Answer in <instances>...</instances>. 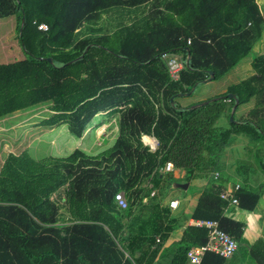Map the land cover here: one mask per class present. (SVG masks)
<instances>
[{
    "label": "trees",
    "instance_id": "1",
    "mask_svg": "<svg viewBox=\"0 0 264 264\" xmlns=\"http://www.w3.org/2000/svg\"><path fill=\"white\" fill-rule=\"evenodd\" d=\"M11 16L27 58L0 65V123L39 109L48 113L42 127L65 126L82 147L95 119L114 112L118 131L114 145L96 154L78 148L40 161L28 154L5 157L0 264H139L133 253L138 231L137 241L147 251L156 246L154 253L162 250L157 237L166 241L180 232L170 264H190L188 252L206 245L209 232L189 226L190 216L174 215L160 199V189L175 182L172 172H163L169 162L186 172V182L208 180L191 218L218 221L244 245L245 225L225 213L229 202L221 194L230 183L227 152L238 137L264 143V55L252 60L253 75L209 104L192 109L207 100L181 101L210 72L215 80L224 77L257 47L264 11L256 0H0V20ZM40 24L48 31H39ZM164 55L180 58L177 79ZM230 94L239 101L233 121L240 107L254 104L236 123L229 121ZM144 137L155 139L157 148ZM262 151L253 161L264 174ZM243 167L239 190L230 192L239 210L253 212L264 184L250 180ZM119 192L126 210L115 201ZM124 218L131 219L129 244L120 237L124 227L118 233L112 225ZM229 259L207 252L201 264Z\"/></svg>",
    "mask_w": 264,
    "mask_h": 264
},
{
    "label": "rangeland",
    "instance_id": "2",
    "mask_svg": "<svg viewBox=\"0 0 264 264\" xmlns=\"http://www.w3.org/2000/svg\"><path fill=\"white\" fill-rule=\"evenodd\" d=\"M256 1L264 11V0H256ZM257 55H264V36L261 39V41L257 44V47H255V49L252 51V53L249 56H247L245 59H243L240 62V64L236 66L233 70H231L227 75L217 80L213 79L211 81H207L199 85L196 88V90L191 93L190 97L182 98L185 100L181 101V103L185 106L187 105L185 101H190L192 103L199 102L201 100L211 101L215 99L216 96L225 93L228 87L246 80L247 78H249L251 75L254 74L251 63L252 60ZM26 58L27 55L23 51L18 40L16 18L14 16H11L5 19H1L0 20V65L11 64ZM253 105L254 104L252 103L250 105L240 107L239 112L237 111V113L235 114V121H233L231 117L229 121L236 123L240 118L241 109L247 106L250 109L251 107H253ZM45 110L48 111L47 109ZM46 111L45 113H47ZM46 115H44L43 117H45ZM115 115L116 114L113 112L112 114L108 113L104 116L97 117L94 121V124L89 128V131H87V135L84 137V143L81 147L78 146L77 139L71 134H68L67 128H65V126L55 127L53 132H50L53 129L51 128L49 132L46 131V133H43L44 131L38 128L29 131L28 129H26L27 127L26 128H21V127L27 125L28 123H26V121L32 120L35 116V113L30 111L24 113H16L11 118L6 119V121H1L0 123V167L8 152L10 153L12 151L19 152L21 146L24 147L26 146L28 150L27 153L31 157L38 159L46 155L55 156L58 153L60 154L61 151H66V154L68 153L71 154V148H74L75 146H78L76 147V149L84 148L85 151L91 150L93 151L92 154L103 152L108 148H110L111 146H113L115 141L108 142L101 140L100 142H98L96 136L98 138L100 136L102 137L104 135L105 136L108 135L107 133H110L111 131L113 132V130H111V128L109 127L111 126L110 124H112V127H114L113 118ZM41 120L42 118L36 122H40ZM109 121H111V123L108 125L107 123ZM103 123L107 125L102 126ZM18 127L21 129V130L19 129V133H17V131L15 132V129ZM116 137H117V132L115 133V137L113 140H115ZM150 140L154 141L153 138H150ZM143 141L145 142L146 145L150 144L149 142L145 141V139H143ZM16 142H19V144L17 145ZM235 144H236L235 146H233L231 149L228 150L230 157L234 156V158L236 157L238 159L237 162L234 161L235 169L232 168L234 171L232 170L226 172L228 177L230 178V183L235 184L242 179L241 176L239 175V173H241L239 170L240 165H244V167L241 168V170L244 171L246 170L250 174V178H251L250 180L257 182V184L260 183L261 181H264V174L261 172L259 167L253 161V155L255 154V152L260 151L261 153V151L264 150L263 141L261 143H257V146H255L254 143L249 141V139H246L245 137H238L237 142ZM149 146L152 150H155L157 148L155 142L154 145L152 143ZM235 147L238 148L237 151H232V149L234 150ZM76 149H72V152L73 150L75 151ZM228 165H226V167ZM214 177L217 178L216 176ZM175 184L178 183L174 182L172 189H168V188L160 189V194L163 199L171 198V197L174 198L176 197L181 199L184 197L185 191L174 188ZM190 184L192 186L193 182L191 181ZM193 190H194L193 186L190 187L189 191H193ZM152 196L153 195L151 194V197ZM261 199L262 202H260V206L263 207L262 204L264 203V195L262 196ZM147 228H149L150 230L152 226L148 225Z\"/></svg>",
    "mask_w": 264,
    "mask_h": 264
},
{
    "label": "crops",
    "instance_id": "3",
    "mask_svg": "<svg viewBox=\"0 0 264 264\" xmlns=\"http://www.w3.org/2000/svg\"><path fill=\"white\" fill-rule=\"evenodd\" d=\"M248 109H249L248 106L243 107L241 109L242 112L240 111L241 115L243 113L247 112ZM30 112L35 113L34 118L32 120L26 121V123H28V124L22 126L21 128L27 127L26 129H28L29 131L32 129L38 128V129L44 131L43 133H46V131L49 132V130L51 128L42 127L40 122H36L42 118L44 111L37 109V110L30 111ZM21 113H24V112H21ZM114 118H113V122H115ZM110 123H111V121H109L107 124L109 125ZM107 124H105V125H107ZM110 125L111 126L109 128H111V130H113V132L111 131L110 133H107L108 135H106V136L104 135V138L108 139L109 142L113 141V139L115 137V133L118 130L116 127L115 128L112 127V124H110ZM56 127H58V126H56ZM54 128L50 132H53ZM19 129H20L19 127L16 128L15 132L17 131V133H19ZM108 131H109V129H108ZM145 138L150 139L149 137H144L143 139H145ZM16 143H17V145L19 144V142H16ZM149 143H151V142H149ZM78 146L71 148V153H72V149H76V147H78ZM27 151L28 150H27L26 146L25 147L21 146V149L19 152H16V151H12L11 153L8 152L6 157H8L10 154H13V155L28 154ZM69 155H70V153L66 154V151H61L60 154L58 153L57 155L52 156V157L64 158V157H67ZM46 157H51V156H49V155L43 156L42 158H39L38 161H40L41 159H44ZM226 160H228V163L226 165L229 164L226 168V172L232 171L233 169H235L234 168V161L237 162L238 159L236 157L234 158V156L230 157V154L227 152ZM4 161L2 162V164L4 163ZM215 174H217V173H215ZM215 174H214V176H215ZM172 175H173L176 183H181V182L185 183L186 182V172L185 171L174 169V171L172 172ZM240 181L241 180H239V182ZM192 182H193L192 186H193L194 190L189 191L190 187H192V186L190 184L191 182L190 183L188 182L187 184H189V188L187 190H183V191H185V195L181 199L176 198V197L163 199L162 197H160V199L166 205H169L171 201H178L179 202L178 207L176 209L171 208L172 213L174 215L177 212L183 211L187 217L190 216L189 218L192 219L191 214L198 204V199H199L200 194L207 187L208 180L207 179H197V180H193ZM239 182H237L235 184L229 183L227 186L228 190H225V191H230V190L234 189V187L236 185H239ZM259 184H261V185H259ZM263 184H264V181H261L260 183H258V186H262ZM148 186L152 187V184L149 183ZM261 200L262 199H260L256 209L253 212L241 211L238 209V207H236V205H233V204H229L227 206L225 213L227 215L231 216L232 218L243 222L245 227H244V235H243L244 236V245L241 246V248L238 247V250L235 253V255L231 259L227 260V262L225 264H256L254 259L251 257L250 251H253L259 257H262L264 255V203L262 204L263 207H261L260 206V202H262ZM150 201H148V202H150ZM144 202L146 203L147 199ZM150 205H152V203ZM228 208H229V210H227ZM189 220L187 223H189ZM130 222H131V219L124 218V219L119 220L118 223L113 222V224H112L113 228L118 233H119V231H121V228L124 227V229L122 230L124 232L121 231L120 237L123 236L122 237L123 239H121V240L125 241L126 244H129V239H128L129 233H128L127 229H128V226L130 225ZM139 234H140V231H138V233H136V236L133 239V245H134L133 246L134 247L133 253H134L136 260L139 262V264H170L172 262L173 252L175 250L177 242L181 238L180 232H178V231L172 232L170 234V237L166 241H163L162 239L157 237L156 243L162 247V250L158 251L157 253H154V249H156V246H154L149 251H147L148 249H146L144 247L145 245H142L143 244L142 242L137 241L138 238H136V237H138ZM158 239H159V242H157ZM126 256H128V255H126Z\"/></svg>",
    "mask_w": 264,
    "mask_h": 264
},
{
    "label": "built area",
    "instance_id": "4",
    "mask_svg": "<svg viewBox=\"0 0 264 264\" xmlns=\"http://www.w3.org/2000/svg\"><path fill=\"white\" fill-rule=\"evenodd\" d=\"M38 30L41 32H47L48 27L45 24H40L38 25ZM168 67L171 77L177 79L178 74L182 69V64L178 61L177 58H171L168 61ZM173 171L174 165L170 162L167 163L165 168L163 169V172L166 173ZM215 176L218 177V174H215ZM238 190L239 185H236L234 191ZM152 195H154V193H152ZM221 199L229 202V204H238V200L230 191L223 192L221 194ZM115 201L117 202V206L120 210H126L128 208V202L122 192H119L115 195ZM178 204V201H171L170 207L172 209H176L178 207ZM189 226L207 229L209 232L208 241L206 245L192 248L188 252L190 264H201L202 259L207 252L215 253L223 259H229L238 249L236 241L221 229L218 221L190 219Z\"/></svg>",
    "mask_w": 264,
    "mask_h": 264
},
{
    "label": "water",
    "instance_id": "5",
    "mask_svg": "<svg viewBox=\"0 0 264 264\" xmlns=\"http://www.w3.org/2000/svg\"><path fill=\"white\" fill-rule=\"evenodd\" d=\"M24 23H25V19L22 20V27H23ZM187 51L189 52V56H190V50H189V48H187ZM82 57H83V56H82ZM48 61H49L50 63L53 62L52 59H48ZM187 65H189L188 62H187ZM209 75H210V77H209L208 81L213 80L214 77H215V76H214V72H210ZM197 86H198V85H195V86L191 89L190 93H186V94H184V95H185V96H189L192 92H194V91L196 90V87H197ZM228 98L235 100V106H234V108H233V110H232V112H231V119H232V118H233V115H234V113H235V111H236V109H237V107H238V105H239V101L236 99V96L233 95V94L228 95ZM207 104H209L208 101H207V102H204V103H201V104H198V105H195V106L192 107V109H193V108H197V107H199V106H204V105H207ZM232 120H233V119H232ZM153 140H154L155 144L158 145V142H157L155 139H153ZM174 188H176V189H181V190H187V189L189 188V184H187V183H185V184H180V183H178V184H175ZM250 254H251V257H252V258L254 259V261L256 262V264H264V259L260 258V257H259L258 255H256L253 251H250Z\"/></svg>",
    "mask_w": 264,
    "mask_h": 264
},
{
    "label": "clouds",
    "instance_id": "6",
    "mask_svg": "<svg viewBox=\"0 0 264 264\" xmlns=\"http://www.w3.org/2000/svg\"><path fill=\"white\" fill-rule=\"evenodd\" d=\"M164 56H167V55H164ZM168 57V61H169V59H171V58H177L178 59V61L180 62V58H178V57H176V56H167ZM181 63V62H180ZM182 64V63H181ZM182 67H183V65H182ZM170 72V71H169ZM150 138V137H149ZM150 144H152V143H150ZM150 144H148V145H150ZM153 145H154V141H153ZM158 146V145H157ZM235 188V187H234ZM240 188V187H239ZM124 194V193H123Z\"/></svg>",
    "mask_w": 264,
    "mask_h": 264
},
{
    "label": "bare ground",
    "instance_id": "7",
    "mask_svg": "<svg viewBox=\"0 0 264 264\" xmlns=\"http://www.w3.org/2000/svg\"><path fill=\"white\" fill-rule=\"evenodd\" d=\"M145 140H146L147 142H151V143H153V141H151V140L148 139V138H145Z\"/></svg>",
    "mask_w": 264,
    "mask_h": 264
}]
</instances>
